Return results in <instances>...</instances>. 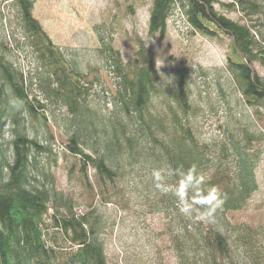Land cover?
Here are the masks:
<instances>
[{
	"label": "trees",
	"instance_id": "1",
	"mask_svg": "<svg viewBox=\"0 0 264 264\" xmlns=\"http://www.w3.org/2000/svg\"><path fill=\"white\" fill-rule=\"evenodd\" d=\"M14 3L23 45L32 50L36 66L29 73L18 68L7 56L12 49L0 40V264H108L101 238L108 228L105 217L58 189L54 128L66 138L65 157L75 160L69 174L80 175L89 195L112 205L126 195L125 184L142 201L141 215L166 218L160 236L169 238L177 264H264V228L228 219L259 190L264 77L253 66L264 68V0H236L231 6L220 0H153L152 37L166 36L172 13L181 10L194 32L231 42L222 72L226 82L221 78L216 85L230 115L221 138L207 143L192 124L196 109L189 67L171 76L159 73L139 40L136 60L126 64L114 40L96 26L100 48L93 54L102 67L87 72L79 64L81 52L61 49L45 33L34 17L35 0ZM217 4L239 11L250 25L220 15ZM16 46L18 54L28 56L20 43ZM96 82L102 95L94 93ZM192 166L205 176V190L216 188L224 199L216 224L183 216L176 197L154 187L153 169ZM178 179L173 176L169 183ZM59 235L72 246L63 258L52 246Z\"/></svg>",
	"mask_w": 264,
	"mask_h": 264
},
{
	"label": "rangeland",
	"instance_id": "2",
	"mask_svg": "<svg viewBox=\"0 0 264 264\" xmlns=\"http://www.w3.org/2000/svg\"><path fill=\"white\" fill-rule=\"evenodd\" d=\"M15 0H0V40L15 54H7L12 63L29 73L35 68L36 62L32 50L26 48L24 35L19 24V14L15 10ZM236 0H220L221 4L231 6ZM35 19L42 24L45 33L54 44L61 49L78 51L83 54L79 64L82 69L102 67L94 57L95 50L100 48L95 27H103L106 36L113 39L115 47L122 52L126 64L136 60L138 43L141 41L150 54H153L157 71L172 75L173 70L189 67L193 71L190 78L192 100L196 109L192 124L197 136L202 142H213L221 138V128L229 119V110L217 90V83L226 82L228 58L231 56V42L227 37L207 38L192 28H189L183 11L172 13L168 23L166 36L152 37L150 35V14L153 0H35ZM129 7L134 8L130 13ZM216 10L233 22L240 25H250L248 19L239 11H232L218 5ZM139 40V41H138ZM20 43L27 51L18 54L16 44ZM19 55V56H17ZM261 77L264 68L258 63L253 66ZM203 71H209L204 76ZM223 72V73H222ZM110 79V81H109ZM107 83L113 84L112 78ZM171 80V79H170ZM101 94V88L96 82L94 93ZM101 107L107 105L102 97ZM236 116L241 109L233 104ZM246 109V108H245ZM260 130L264 133V121ZM55 142L54 151L59 153V167L54 171L57 186L67 196L76 198L82 207H97L107 222V229L102 234V243L108 264H177L176 256L170 246L167 236H160L166 230V218L162 215H141L142 201L136 195L131 196L129 186L123 184L125 196L114 199L112 205H103L99 198L89 195L85 184L77 174L71 177L69 170L75 160L65 157L66 138L57 128L51 130ZM7 138V132H4ZM262 158L258 164L256 175L259 190L242 212L228 215L230 222L237 225H249L264 228V142L261 143ZM46 158V157H45ZM45 158L41 163H45ZM89 178L95 184V173L90 168ZM81 208V209H85ZM53 233V230L51 231ZM61 257L72 249L71 244L61 235L58 241L52 243Z\"/></svg>",
	"mask_w": 264,
	"mask_h": 264
},
{
	"label": "clouds",
	"instance_id": "3",
	"mask_svg": "<svg viewBox=\"0 0 264 264\" xmlns=\"http://www.w3.org/2000/svg\"><path fill=\"white\" fill-rule=\"evenodd\" d=\"M154 187L163 194L172 193L177 199L179 212L194 221L216 224V213L222 209L224 199L216 188L205 190V176L197 172L195 166L187 170L171 168L153 169L151 173ZM179 179L175 184L169 180Z\"/></svg>",
	"mask_w": 264,
	"mask_h": 264
}]
</instances>
